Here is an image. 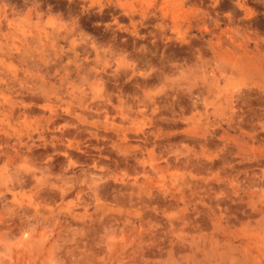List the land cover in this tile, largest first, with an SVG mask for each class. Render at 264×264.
Wrapping results in <instances>:
<instances>
[{
	"label": "rangeland",
	"instance_id": "1",
	"mask_svg": "<svg viewBox=\"0 0 264 264\" xmlns=\"http://www.w3.org/2000/svg\"><path fill=\"white\" fill-rule=\"evenodd\" d=\"M0 264H264V0H0Z\"/></svg>",
	"mask_w": 264,
	"mask_h": 264
},
{
	"label": "bare ground",
	"instance_id": "2",
	"mask_svg": "<svg viewBox=\"0 0 264 264\" xmlns=\"http://www.w3.org/2000/svg\"><path fill=\"white\" fill-rule=\"evenodd\" d=\"M120 3V2H119ZM120 44V43H119Z\"/></svg>",
	"mask_w": 264,
	"mask_h": 264
}]
</instances>
